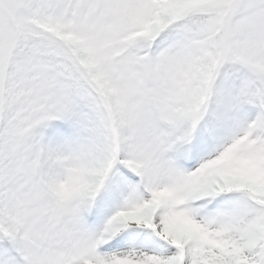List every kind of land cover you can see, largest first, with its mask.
I'll list each match as a JSON object with an SVG mask.
<instances>
[{
	"label": "snow or ice",
	"instance_id": "6c2138e0",
	"mask_svg": "<svg viewBox=\"0 0 264 264\" xmlns=\"http://www.w3.org/2000/svg\"><path fill=\"white\" fill-rule=\"evenodd\" d=\"M0 264H264V0H0Z\"/></svg>",
	"mask_w": 264,
	"mask_h": 264
}]
</instances>
